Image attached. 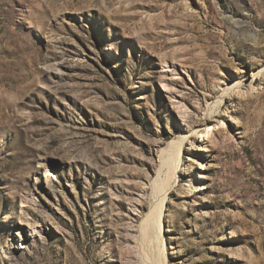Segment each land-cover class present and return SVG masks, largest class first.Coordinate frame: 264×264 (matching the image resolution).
<instances>
[{
	"label": "rangeland",
	"instance_id": "rangeland-1",
	"mask_svg": "<svg viewBox=\"0 0 264 264\" xmlns=\"http://www.w3.org/2000/svg\"><path fill=\"white\" fill-rule=\"evenodd\" d=\"M0 264H264V0H0Z\"/></svg>",
	"mask_w": 264,
	"mask_h": 264
},
{
	"label": "bare ground",
	"instance_id": "bare-ground-1",
	"mask_svg": "<svg viewBox=\"0 0 264 264\" xmlns=\"http://www.w3.org/2000/svg\"><path fill=\"white\" fill-rule=\"evenodd\" d=\"M176 146L174 147H171L170 150H169V156L166 157V159L164 160V163H169V162H172V164L174 163L175 161V165L173 167H175V169L178 170V159H179V156H178V150L175 148ZM165 157V156H164ZM163 157V158H164ZM173 160V161H172ZM174 172V171H173ZM173 185V181L172 179L168 182V186L164 189V191H161L162 192H166L168 191L171 186ZM160 186V185H159ZM161 188V187H160ZM163 189V188H162ZM157 192L158 189H156ZM160 194V193H159ZM160 197V196H159ZM164 197V196H163ZM164 199V198H163ZM163 201V200H162ZM156 203V202H155ZM163 204V203H162ZM163 206V205H162ZM162 209V208H161ZM160 211L159 213L157 212V214H155V218H152L146 225H145V228L143 229L144 230V235L147 237V238H152L153 236L156 237V232L157 230L160 228L159 226V217H160ZM154 240V239H153ZM156 256V255H154Z\"/></svg>",
	"mask_w": 264,
	"mask_h": 264
}]
</instances>
